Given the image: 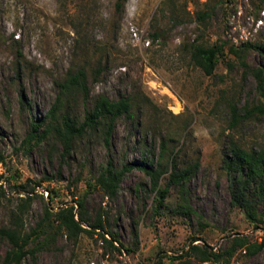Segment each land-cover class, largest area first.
<instances>
[{
  "label": "rangeland",
  "instance_id": "1",
  "mask_svg": "<svg viewBox=\"0 0 264 264\" xmlns=\"http://www.w3.org/2000/svg\"><path fill=\"white\" fill-rule=\"evenodd\" d=\"M115 1L0 0V227L13 219L21 233L45 225L42 247L23 264H264V247L223 253L233 236L264 237V206L256 208L260 221H247L223 166L231 144L264 150V87L250 72L263 63L256 47L264 48V0H125L119 9ZM196 44L220 47L211 74L191 60ZM75 68L85 72L87 95H72L63 110L76 121L99 94L126 96L130 107L107 144L96 128L60 158L59 142L35 144L27 133L54 101L56 81ZM162 142L159 187L171 161L192 172L182 188L168 187L158 212L137 168L123 173L111 197L93 184L109 161L117 169L142 158L155 165ZM182 196L194 211L188 216ZM77 199L103 232L71 238L55 228L53 213ZM192 244L222 254L200 261L186 254ZM7 246L0 237V258Z\"/></svg>",
  "mask_w": 264,
  "mask_h": 264
},
{
  "label": "trees",
  "instance_id": "2",
  "mask_svg": "<svg viewBox=\"0 0 264 264\" xmlns=\"http://www.w3.org/2000/svg\"><path fill=\"white\" fill-rule=\"evenodd\" d=\"M125 0H116L115 7L121 8ZM246 45V44H245ZM244 45V46H245ZM263 55L262 66L251 69L250 72L257 80L258 88L264 87V48L256 47ZM229 50L236 53L237 47L230 46ZM221 52L220 47L216 45L203 46L201 44L193 45L190 50V58L205 74H211ZM58 88L54 101L39 120L32 121L27 138L34 141L35 144L42 140L51 138L52 143L59 142L62 146L60 158L65 157L74 139L80 138L84 133L99 128L102 133L104 143L107 144L114 120L122 115H128L130 102L128 97L121 96L116 100H110L104 95H96L90 108L85 112L80 121L68 115L64 111L66 102L74 94H79L83 98L87 95L86 75L82 68L68 69L64 76L56 81ZM61 112V113H60ZM233 112V108H232ZM60 113V114H58ZM51 146V143H49ZM165 145H160L158 158L155 165L146 163L142 158L139 162H129L123 164L120 168H114L111 162H107L98 174L94 177L93 184L98 186L106 196H113L116 192L118 182L124 172L132 168L141 170L149 179L150 189L154 191L155 205L154 212H158L163 206V200L167 189L171 185L182 188L183 182L187 181L192 172V166H186L177 169L171 161V170L167 176L166 182L162 188L159 187V178L164 172L161 163L165 152ZM223 166L230 175V194L232 203L240 208L247 221H260L261 217L256 211L258 206H264V150L245 151L234 144H231L228 153L223 158ZM22 188L24 186H21ZM182 193L184 191H181ZM0 194L3 191L0 187ZM51 197V196H50ZM30 196L26 195L22 200H29ZM183 203L181 210L186 215L194 213L193 209L182 196ZM74 204L65 203L58 207L53 213L55 228H63L69 237L75 238L79 232L91 233L93 230H104L100 218L89 221L86 217L84 203L82 199H77ZM184 210V211H183ZM45 216L49 211L44 207ZM45 225L37 223L28 233H21L17 228V221L13 219L11 226L0 227V237L5 238L8 243L4 254L0 258V264H23L27 255H33V252L40 249L45 238L39 239L40 232H43ZM87 226L89 229H86ZM101 239L113 246V237L106 239L103 233H99ZM115 247V246H113ZM264 247V237L258 242H249L246 236H233L230 239L228 249L223 253L231 256L234 249L242 248L247 255H252ZM198 254L200 261H207L221 256L222 253H216L212 249L199 248L192 244L186 254Z\"/></svg>",
  "mask_w": 264,
  "mask_h": 264
}]
</instances>
